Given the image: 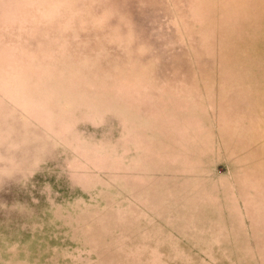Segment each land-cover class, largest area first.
<instances>
[{"label":"rangeland","instance_id":"374dc122","mask_svg":"<svg viewBox=\"0 0 264 264\" xmlns=\"http://www.w3.org/2000/svg\"><path fill=\"white\" fill-rule=\"evenodd\" d=\"M0 264H264V0H0Z\"/></svg>","mask_w":264,"mask_h":264}]
</instances>
